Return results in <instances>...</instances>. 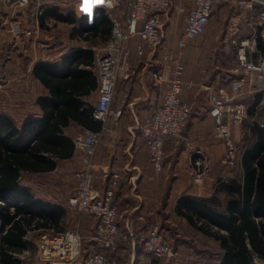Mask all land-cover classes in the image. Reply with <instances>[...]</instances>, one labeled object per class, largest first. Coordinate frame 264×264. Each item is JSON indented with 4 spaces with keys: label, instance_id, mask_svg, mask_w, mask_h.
Instances as JSON below:
<instances>
[{
    "label": "crops",
    "instance_id": "obj_1",
    "mask_svg": "<svg viewBox=\"0 0 264 264\" xmlns=\"http://www.w3.org/2000/svg\"><path fill=\"white\" fill-rule=\"evenodd\" d=\"M1 4L0 112L10 114L16 120L40 115L41 109L37 99L48 94V89L34 76L35 64L39 61L60 63L66 54L78 48H93L96 51L94 70L98 74L100 84L98 56L108 41H103L99 37L87 40L86 35L78 32L81 26L79 21L76 24H69L49 17L41 26L40 16L46 7L59 6L62 11L71 12L77 19L88 16V22H92L96 16V9L104 7V0H92L89 12L83 11L84 0H34L33 3L27 4H22L21 0H0ZM104 8L114 18L116 9ZM119 19L125 20L124 12ZM62 26L65 28L63 31ZM36 27H39L38 32L25 33ZM182 29L183 26L180 33ZM260 33L264 43V24L260 27ZM246 34H249L248 29L245 30ZM164 38L161 49L153 50L147 47L142 56L136 51V45L141 42L140 37L129 41L132 54L127 68L118 80L112 103V107L121 111V115L109 119L108 130L94 159L95 186L100 193L104 192L114 173L120 174L119 224L122 233L127 237L134 236L148 223L151 211L155 212V219L165 230H169L167 224H177L188 225L197 231L180 215L179 200L184 195L208 198L217 196L223 209L229 198L228 192L221 188L219 181L221 178L232 176L234 168L230 166L226 168L221 162L227 147L225 142L216 136L215 120L210 115L212 107L210 97L222 87L229 89L234 75L230 68L232 60L231 63H226L221 53L214 52L215 37L212 35L203 34L195 38L179 53L185 65L181 97L191 105L189 119L183 138L170 140L168 143L164 170L158 174L151 164L150 151L142 135L141 125L152 117L156 108L163 103L164 87L154 81L153 75L162 67L163 53L167 50L166 43L171 40L168 39V33ZM261 51L264 53V50ZM257 89L248 84L238 102H242L249 109L260 94L257 105L264 106L260 105L261 101H264V90ZM7 92L10 93L9 96ZM98 97L99 90L91 98L95 107ZM9 101L12 102L8 104ZM249 119L251 120L248 116L246 121ZM243 123L237 124L233 121L230 123L240 155L244 152V134L251 133L250 127L245 129ZM85 129L76 123L66 129V134L76 144V151L71 159L59 161L58 167L52 172L30 175L50 178L46 192L41 190L43 184L37 180L30 184L23 183V178L29 174H24L21 180L23 185L30 187L36 197L66 209L65 228L68 214L72 212L76 215L69 207L68 200L76 193L75 172L82 166L78 142ZM197 147H203L213 158L212 173L202 185L194 183L188 171L192 152ZM96 224L97 218L92 215H84L78 220V228L82 234H94ZM211 240L216 250L220 251L219 243ZM162 260L167 259L156 258L140 250L137 243L131 240L128 248L121 251L120 264H165Z\"/></svg>",
    "mask_w": 264,
    "mask_h": 264
},
{
    "label": "built area",
    "instance_id": "obj_2",
    "mask_svg": "<svg viewBox=\"0 0 264 264\" xmlns=\"http://www.w3.org/2000/svg\"><path fill=\"white\" fill-rule=\"evenodd\" d=\"M176 0H104V7L115 10L124 5L125 20L113 18L111 37L98 56L100 66L99 97L94 110V118L102 122V129H85L79 143L81 148V168L75 172L76 193L68 200L69 207L80 219L84 215L97 218L95 232L91 238L100 252H92L84 257L85 236L77 229L59 232H45L35 241L37 264H118L117 258H110L106 252L114 254L124 239L138 241L144 251L156 258L176 260L181 253L174 247L171 237L162 229L161 223L154 218L147 233L139 236H126L122 233L119 219L121 205L115 199L120 186V174L114 173L100 193L95 186V156L106 131L110 118H118L121 111L112 107L115 88L119 78L129 64L132 50L129 41L140 37L136 45L137 53L142 56L146 48L161 49L164 41V16L168 9L175 6L178 10L182 3ZM191 6L184 16V25L177 37L176 53L164 50L163 65L154 72V81L164 87L163 103L152 117L141 125L142 135L150 151V161L156 173L165 168L167 148L170 140H179L189 119L191 105L182 99L185 65L180 57L181 51L190 41L203 35L211 21L215 8L228 0H189ZM187 3V0H181ZM27 4L28 0H21ZM178 5V6H177ZM235 12L229 16L222 35V49L232 54L234 77L230 88L222 87L211 94L210 115L216 124V136L223 140L227 150L221 162L232 168L241 161L238 146L233 139L230 123L242 124L249 116L248 107L238 98L248 84L257 90H264V53L258 46L260 27L264 24V0H235ZM39 27L31 34L38 32ZM249 34L245 35V30ZM259 85V86H258ZM261 101L260 105H263ZM254 122L256 116L251 118ZM263 126V124H262ZM213 158L203 147L192 152L189 174L194 183L202 185L211 175ZM256 264L264 261L255 258Z\"/></svg>",
    "mask_w": 264,
    "mask_h": 264
},
{
    "label": "trees",
    "instance_id": "obj_3",
    "mask_svg": "<svg viewBox=\"0 0 264 264\" xmlns=\"http://www.w3.org/2000/svg\"><path fill=\"white\" fill-rule=\"evenodd\" d=\"M225 2H232V15L235 12V0ZM49 17L69 24L79 21L81 26L78 32L86 35L87 40L99 37L109 41L112 34L113 18L104 7L96 9L92 22H88V16L77 19L71 12L62 11L59 6L45 8L40 16L41 26ZM258 46L264 50L260 32ZM221 54L226 63H231L232 54L223 50ZM95 61L96 51L93 48H78L66 54L60 63L37 62L33 74L48 89V94L37 99L41 114L16 120L12 115L0 112L2 264H20V255L32 244L30 233L66 230V209L36 197L21 180L24 174L52 172L58 167L59 161L74 156L76 144L66 134V129L73 123L94 131L102 129V122L94 118L95 106L91 101L100 86L98 74L94 70ZM259 99L260 94L248 109L249 117L256 116V120L253 122L249 119L243 123L245 129L250 127L251 133L244 134L245 145L240 164L234 167L232 176L219 181L221 188L229 194L224 208L220 207L221 202L217 196L208 198L184 195L179 200L180 215L199 233L219 243L220 251H198L197 258L194 257L196 263L201 261V254L207 255L206 264H256L255 258L264 261V106L257 105ZM115 199L118 200V191ZM149 217L148 223L134 236L148 232L154 221L151 215ZM130 243L131 238L124 239L116 253L106 254L110 258H117L120 264L121 251L128 248ZM136 243L140 250H144L137 240ZM92 252L100 250L93 241H89L84 244V257ZM182 261L181 255L171 260L173 264L188 262Z\"/></svg>",
    "mask_w": 264,
    "mask_h": 264
},
{
    "label": "rangeland",
    "instance_id": "obj_4",
    "mask_svg": "<svg viewBox=\"0 0 264 264\" xmlns=\"http://www.w3.org/2000/svg\"><path fill=\"white\" fill-rule=\"evenodd\" d=\"M31 0H28V3H30ZM182 3V8L177 9L175 6H172L168 9L164 16V27H163V34L165 36L166 33H168V39H171L170 42H167L166 48L170 51H177L178 48L176 46V40L177 36L180 34L181 26L184 25V16L187 12L188 8L191 6V2L187 0V3L181 2V0H176L175 4ZM2 4L0 5L1 8ZM232 9V2H225L224 5L218 7L215 12L212 15L211 21L204 33L208 35L214 36V44H215V53H221L222 49V35L226 27L227 20L229 18V15L231 13ZM124 12V6L121 5L118 8H116V11L114 12V17L120 18L123 16ZM120 16V17H119ZM63 27V26H62ZM67 27V26H66ZM62 31L65 28H61ZM169 48H168V47ZM232 69V66H230ZM9 92H7V96H9ZM12 101H9L8 104H10ZM42 177V176H40ZM39 176H30L26 175L23 178V183H31L33 180H37L38 182H41L43 184L41 188L42 191L46 192L48 189V184L50 183V178L43 176V178H40ZM41 186V185H40ZM78 215L70 212L67 217V227L65 229H77L78 226ZM169 230H165V232L171 237L173 244L178 247V249L181 252V257L183 259L182 263L187 264H206L205 261L207 260V255L201 254L200 255V262H195V258H197L198 251L203 250H216L214 242L203 236L202 234L198 233L188 225H177V224H167ZM43 232L36 231L32 232L29 235V240L32 241V244L30 245V248L25 251L23 254L20 255L21 262L20 264H37V246H36V240L41 236ZM85 236V242L88 244L89 241H92L91 238L93 234H84ZM195 257V258H194ZM193 259V260H190ZM181 259V258H180ZM203 260V261H202ZM181 261V260H180ZM186 261V262H184ZM165 264H173L169 260H162ZM1 264V263H0ZM210 264V263H207Z\"/></svg>",
    "mask_w": 264,
    "mask_h": 264
},
{
    "label": "snow or ice",
    "instance_id": "obj_5",
    "mask_svg": "<svg viewBox=\"0 0 264 264\" xmlns=\"http://www.w3.org/2000/svg\"><path fill=\"white\" fill-rule=\"evenodd\" d=\"M92 2V0H84V7H83V11L85 12H89L90 11V3Z\"/></svg>",
    "mask_w": 264,
    "mask_h": 264
},
{
    "label": "water",
    "instance_id": "obj_6",
    "mask_svg": "<svg viewBox=\"0 0 264 264\" xmlns=\"http://www.w3.org/2000/svg\"><path fill=\"white\" fill-rule=\"evenodd\" d=\"M11 1H14V0H11Z\"/></svg>",
    "mask_w": 264,
    "mask_h": 264
}]
</instances>
